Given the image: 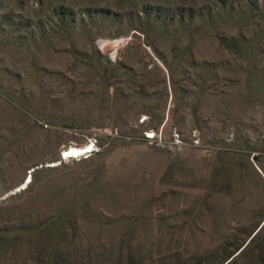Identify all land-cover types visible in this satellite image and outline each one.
Listing matches in <instances>:
<instances>
[{
	"label": "rangeland",
	"instance_id": "rangeland-1",
	"mask_svg": "<svg viewBox=\"0 0 264 264\" xmlns=\"http://www.w3.org/2000/svg\"><path fill=\"white\" fill-rule=\"evenodd\" d=\"M0 264H264V0H0Z\"/></svg>",
	"mask_w": 264,
	"mask_h": 264
},
{
	"label": "bare ground",
	"instance_id": "bare-ground-1",
	"mask_svg": "<svg viewBox=\"0 0 264 264\" xmlns=\"http://www.w3.org/2000/svg\"><path fill=\"white\" fill-rule=\"evenodd\" d=\"M93 150V143L89 142L84 145H71L62 152L63 158L76 157L89 154Z\"/></svg>",
	"mask_w": 264,
	"mask_h": 264
},
{
	"label": "trees",
	"instance_id": "trees-1",
	"mask_svg": "<svg viewBox=\"0 0 264 264\" xmlns=\"http://www.w3.org/2000/svg\"><path fill=\"white\" fill-rule=\"evenodd\" d=\"M221 7H222L223 10H225L223 4H221ZM220 43H221L222 47H224L225 49L231 51V50H233L235 48V45H236L237 42L235 40H223V39H221ZM261 231L262 230L257 232L256 236L258 234H260ZM240 247H242V246H240Z\"/></svg>",
	"mask_w": 264,
	"mask_h": 264
}]
</instances>
